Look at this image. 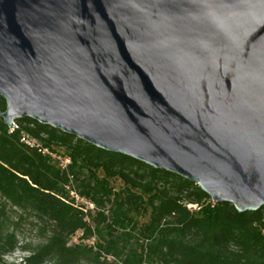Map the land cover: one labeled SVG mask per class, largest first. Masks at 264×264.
Here are the masks:
<instances>
[{"label":"water","instance_id":"obj_1","mask_svg":"<svg viewBox=\"0 0 264 264\" xmlns=\"http://www.w3.org/2000/svg\"><path fill=\"white\" fill-rule=\"evenodd\" d=\"M0 116L264 206V0H0Z\"/></svg>","mask_w":264,"mask_h":264},{"label":"trees","instance_id":"obj_2","mask_svg":"<svg viewBox=\"0 0 264 264\" xmlns=\"http://www.w3.org/2000/svg\"><path fill=\"white\" fill-rule=\"evenodd\" d=\"M14 122L11 130L0 116V264H10L4 257L17 248L29 255L16 264H264V206L238 212L180 175L30 117ZM22 134L67 155V168L23 143ZM31 216L45 235L32 249L16 233Z\"/></svg>","mask_w":264,"mask_h":264},{"label":"rangeland","instance_id":"obj_3","mask_svg":"<svg viewBox=\"0 0 264 264\" xmlns=\"http://www.w3.org/2000/svg\"><path fill=\"white\" fill-rule=\"evenodd\" d=\"M112 185L117 190L121 187L122 184L119 180H112ZM78 202H81V201L79 200ZM188 207H194V205L188 204ZM7 209L12 212L15 210V208L10 209V206H7ZM140 220L141 222H143L146 220V218H141ZM40 227H41V223L39 224L38 222H36V220L32 218V216L24 220L16 232L19 244L32 249L40 245L42 242H44L45 235L41 232ZM79 235H81L80 231H78L76 235H74L71 243H74L77 240ZM85 242L89 244L91 243V242H88V240ZM28 255H29V252L22 251V249L17 248L12 253L7 254L4 258L8 263L16 264ZM108 259L113 260V258L111 257H109ZM83 264H92V263L85 261L83 262Z\"/></svg>","mask_w":264,"mask_h":264},{"label":"built area","instance_id":"obj_4","mask_svg":"<svg viewBox=\"0 0 264 264\" xmlns=\"http://www.w3.org/2000/svg\"><path fill=\"white\" fill-rule=\"evenodd\" d=\"M13 127H16L15 123H14ZM13 127H10L11 130H12ZM21 141L23 143H25L26 145L30 146V147L37 148L38 151H40L43 154L50 155L52 160L61 169H66L68 164L70 163V158L67 155L61 154V153H59L57 151H49V149L42 147L41 144L35 138H32V137H30L27 134H22L21 135ZM72 196L75 197L76 201H79V200L81 201L79 203H82L84 205V208H83L84 211H86L88 209L93 210L94 204L90 200L85 199L83 197H79L76 194H72ZM88 242L92 243L93 241L88 240Z\"/></svg>","mask_w":264,"mask_h":264}]
</instances>
